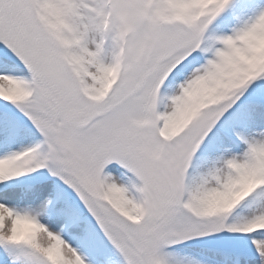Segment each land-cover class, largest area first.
Wrapping results in <instances>:
<instances>
[{
	"label": "snow or ice",
	"instance_id": "obj_1",
	"mask_svg": "<svg viewBox=\"0 0 264 264\" xmlns=\"http://www.w3.org/2000/svg\"><path fill=\"white\" fill-rule=\"evenodd\" d=\"M0 264H264V0H0Z\"/></svg>",
	"mask_w": 264,
	"mask_h": 264
}]
</instances>
